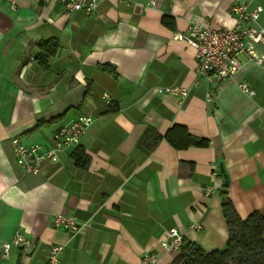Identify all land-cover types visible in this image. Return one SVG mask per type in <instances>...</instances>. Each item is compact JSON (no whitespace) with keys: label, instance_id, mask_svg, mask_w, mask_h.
<instances>
[{"label":"crops","instance_id":"1","mask_svg":"<svg viewBox=\"0 0 264 264\" xmlns=\"http://www.w3.org/2000/svg\"><path fill=\"white\" fill-rule=\"evenodd\" d=\"M14 2L12 11L0 0V243L18 231L32 246L11 249L0 264H45L55 245L60 264H140L146 253L171 264L178 251L160 245L170 229L220 250L224 186L239 218L264 214V64L240 56L234 79L207 84L196 80L192 48L173 38L195 18L233 27L230 8L240 3L262 9L242 25L264 28V0H99L89 15L66 13L55 0ZM47 40L58 49L42 67L38 44ZM257 50L264 54V41ZM165 86L188 94L156 92ZM80 117L92 124L56 162H40L35 173L16 164L13 139L49 149L57 130ZM148 128L154 133L140 143ZM183 131L208 145L177 148ZM77 148L89 158L85 168L74 162ZM58 215L80 230L55 227Z\"/></svg>","mask_w":264,"mask_h":264},{"label":"built area","instance_id":"2","mask_svg":"<svg viewBox=\"0 0 264 264\" xmlns=\"http://www.w3.org/2000/svg\"><path fill=\"white\" fill-rule=\"evenodd\" d=\"M10 1V9L15 10L14 0ZM62 4L66 13L82 11L89 15L98 8L99 0H55ZM147 5L154 6V1H148ZM261 7L248 10L245 4H234L230 12L235 19V24L229 29L215 27L203 18H195L187 26L186 33H176L174 40L184 42L195 53L196 80L204 79L207 84L215 83L221 86L228 80L234 79L242 64L240 56L246 58V63L257 67L264 64V54L257 50L258 45L264 41V28L253 26L244 27L245 21H255ZM197 84V81H195ZM239 90L252 96L254 92L245 83L238 84ZM159 94H167L184 99L188 94V88L182 86H165L156 89ZM212 99V91H208L206 101ZM92 124L89 117H80L68 126L61 127L53 135L52 146L44 149L41 145L25 146L13 139L12 153L16 164L28 173L37 172L38 164L42 161L56 162L58 154L66 148L76 147L80 138ZM55 227H62L68 233L73 234L80 230L75 218L67 215H58L53 218ZM193 229H200L199 225H192ZM183 236L176 229L167 231L161 241V247L165 250L179 251ZM32 242L20 232H15L10 241L0 243V258H7L13 248H31ZM62 246H53L45 264H60ZM157 258L154 254L146 253L140 258V264H155Z\"/></svg>","mask_w":264,"mask_h":264},{"label":"trees","instance_id":"3","mask_svg":"<svg viewBox=\"0 0 264 264\" xmlns=\"http://www.w3.org/2000/svg\"><path fill=\"white\" fill-rule=\"evenodd\" d=\"M162 23L169 28H173L172 20L163 16ZM40 53L37 55L38 63L46 67L47 60L53 56L58 49L55 40H47L38 44ZM177 129L176 127L174 130ZM154 131L146 129L140 137V143H145L148 133ZM184 142L174 144L177 148H187L188 146L204 147L208 143L203 139H196L186 132H181ZM170 133L166 134L169 140ZM179 135V134H177ZM155 144L159 141V136L155 134ZM173 144V141L171 140ZM72 156L77 166L87 167L89 158L84 151L77 148ZM221 210L227 229V240L225 246L220 250L206 252L198 246L182 240V244L177 256L171 264H264V214L253 212L245 219L239 218L228 197L227 186L220 192Z\"/></svg>","mask_w":264,"mask_h":264},{"label":"water","instance_id":"4","mask_svg":"<svg viewBox=\"0 0 264 264\" xmlns=\"http://www.w3.org/2000/svg\"><path fill=\"white\" fill-rule=\"evenodd\" d=\"M224 184H227V180H225Z\"/></svg>","mask_w":264,"mask_h":264}]
</instances>
